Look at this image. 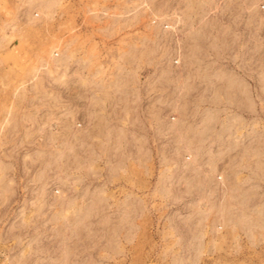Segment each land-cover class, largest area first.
<instances>
[{
  "label": "rangeland",
  "instance_id": "1",
  "mask_svg": "<svg viewBox=\"0 0 264 264\" xmlns=\"http://www.w3.org/2000/svg\"><path fill=\"white\" fill-rule=\"evenodd\" d=\"M193 14L264 43V0H0V264H264V69L194 100Z\"/></svg>",
  "mask_w": 264,
  "mask_h": 264
},
{
  "label": "crops",
  "instance_id": "2",
  "mask_svg": "<svg viewBox=\"0 0 264 264\" xmlns=\"http://www.w3.org/2000/svg\"><path fill=\"white\" fill-rule=\"evenodd\" d=\"M182 21L183 37L191 44L182 47L179 68L191 70V81L186 84L198 87V97L194 100L202 102L223 96V100L231 98V87L247 86L248 76L254 77L255 84H259V66L264 69V43L259 41L257 19H248L244 15L193 14ZM247 96L245 90L244 98L240 93L239 99H247ZM80 100L81 119L86 133L98 132L100 124L112 126L110 113L119 111L120 102L128 111L130 106L134 108L130 104L132 100L129 94L101 97L99 93L90 91L81 94ZM100 109L107 111V114L99 115ZM94 122L99 127L96 130L91 129Z\"/></svg>",
  "mask_w": 264,
  "mask_h": 264
}]
</instances>
